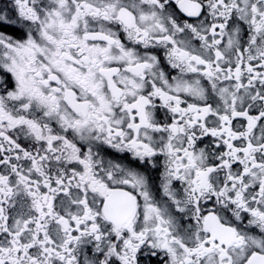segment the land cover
<instances>
[{
    "label": "snow or ice",
    "instance_id": "snow-or-ice-1",
    "mask_svg": "<svg viewBox=\"0 0 264 264\" xmlns=\"http://www.w3.org/2000/svg\"><path fill=\"white\" fill-rule=\"evenodd\" d=\"M0 264H264V0H0Z\"/></svg>",
    "mask_w": 264,
    "mask_h": 264
}]
</instances>
